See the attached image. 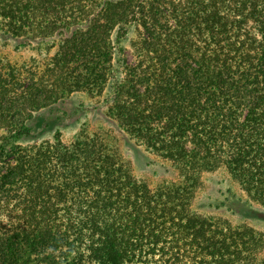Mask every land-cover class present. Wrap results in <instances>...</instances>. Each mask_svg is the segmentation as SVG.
I'll return each mask as SVG.
<instances>
[{"label": "trees", "instance_id": "obj_1", "mask_svg": "<svg viewBox=\"0 0 264 264\" xmlns=\"http://www.w3.org/2000/svg\"><path fill=\"white\" fill-rule=\"evenodd\" d=\"M0 31L57 45L42 77L0 66V264H218L224 229L190 203L222 169L264 207V0H0ZM108 84L113 125L175 182L133 178L95 135L20 144L39 111Z\"/></svg>", "mask_w": 264, "mask_h": 264}, {"label": "rangeland", "instance_id": "obj_2", "mask_svg": "<svg viewBox=\"0 0 264 264\" xmlns=\"http://www.w3.org/2000/svg\"><path fill=\"white\" fill-rule=\"evenodd\" d=\"M140 35V28H131L120 42L124 57L130 62L137 58L133 47ZM56 51L57 45L52 40L21 45L13 38L4 37L0 31V66L16 69L24 76L29 73L36 78L44 76L56 59ZM108 87L109 84L97 94L74 92L65 102L39 111L28 122L33 130L31 136L20 144L39 147L55 142L56 138L63 144H70L95 135L106 144V152L117 155L125 171L133 178L144 181L151 188L175 182V174L166 171L158 160L147 163L136 151H142L141 147L133 145L135 142L127 139L113 125ZM190 209L201 219H211L214 228L224 229L221 233L224 251L218 264H264V207L246 203L238 185L229 179L224 170L201 174ZM215 236L213 234L205 246L212 252V257L215 255ZM211 264L216 263L212 260Z\"/></svg>", "mask_w": 264, "mask_h": 264}]
</instances>
